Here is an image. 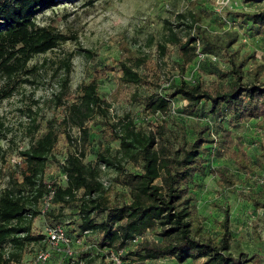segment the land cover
I'll list each match as a JSON object with an SVG mask.
<instances>
[{
	"label": "trees",
	"instance_id": "obj_1",
	"mask_svg": "<svg viewBox=\"0 0 264 264\" xmlns=\"http://www.w3.org/2000/svg\"><path fill=\"white\" fill-rule=\"evenodd\" d=\"M59 1L0 0L1 74L12 78L23 71L35 55L46 53L66 41L64 34L36 22L38 12L53 7ZM235 15L245 23L250 22L249 30L264 31V8ZM186 26L195 27L198 35L190 34L183 42L174 30L170 34V41L178 45L181 53L179 67L182 74L186 73L189 64L199 61V53H210L213 48L211 40L200 33V25ZM123 47L127 55L120 61V71L116 76L120 86L154 85V80H148L150 75L152 79L158 77L154 63L134 56L126 45ZM161 50L165 53L166 46L162 45ZM228 59L230 70L227 73L219 71L226 76L221 81L205 84L200 79L190 81L182 78L173 82L172 91L166 94L152 92L134 96V101L142 102L149 115L167 113L176 99L187 102L183 111L189 115L199 111L204 103V110L221 128L218 137L206 135L205 130L209 127H204L196 132L193 141L183 139L175 147L167 134L166 125L158 124L157 133L142 126L136 127L133 120L125 124L121 122V130H116L119 124L110 127L111 139L120 140V153L141 164L142 168L141 172L128 171L121 162L98 150L99 161L116 167L119 173L117 182L128 189L129 198H124L122 203L110 200V188L105 190L97 180L96 167L84 163L83 151L64 155L60 149L63 138L68 143L75 140L69 131L71 126L79 127L82 140L86 143L90 131L89 127H85L86 123L97 113L105 115L111 106V102L101 96L96 78L83 84L79 102L67 105L61 118L50 120L36 143L23 152L27 170L22 189L17 193L8 190L0 197V264H21L23 250L29 244H44L45 235L34 232L32 223L37 216L43 215L40 207L50 191L51 159L58 163L61 178L53 182L55 195L50 210L44 216L53 219V223H65V211L70 209L69 218L73 219L68 226L69 235L80 236L88 230L98 237L93 252L82 253L75 264H80L81 260L85 264H93L96 258L105 259L104 250L111 247L127 249L124 259L135 257L141 262L139 264L162 259H173L174 264H258V258H247L244 252L236 256L232 252L233 231L227 208L222 209L223 218L217 222L219 228L216 234L206 231L194 191L198 177L207 172L204 155L210 149L209 144L217 145L218 156L230 155L234 158L239 169L245 173L256 170L254 161L237 147L233 132L225 122L236 128L252 119H264V83L259 82L261 67H256L252 80L247 81V57L238 58L236 53L231 52ZM141 66L146 68L144 73L138 71ZM68 81L67 76L66 84ZM10 95L11 91L3 92L0 100ZM116 97L117 93L113 94V98ZM62 104L66 105L60 96L59 105ZM256 160L264 167V152L258 154ZM63 173L67 175L66 180L62 178ZM214 173L221 187L232 189L237 186L234 174L226 165L215 167ZM82 189L84 193L78 196ZM255 203L258 207L262 205L260 201ZM100 215L101 220L97 218ZM149 232L159 240H149L146 237ZM137 237L144 239L135 244L138 245L136 249H128ZM9 244L15 250L6 258ZM66 264L73 263L68 258Z\"/></svg>",
	"mask_w": 264,
	"mask_h": 264
},
{
	"label": "rangeland",
	"instance_id": "obj_2",
	"mask_svg": "<svg viewBox=\"0 0 264 264\" xmlns=\"http://www.w3.org/2000/svg\"><path fill=\"white\" fill-rule=\"evenodd\" d=\"M263 8L264 0H60L53 7L38 12V25L50 27L67 39L54 49L35 55L26 68L12 78L0 72V96L3 92H12L0 100V197L8 190L17 193L22 189L27 170L23 152L36 143L50 120L61 118L67 105L79 102L82 85L95 78L101 96L109 100L111 106L105 115L97 113L86 123L85 127L90 128L86 143L79 127L71 126L69 131L75 140L68 143L63 138L60 149L64 155L68 152L85 153L84 163L97 168V180L105 190L110 188L109 198L113 203L128 199V189L117 182L119 173L116 167L99 161L98 150L121 162L128 171L141 172L142 168L141 164L120 153V140L110 137L111 126L119 124L116 130H121V122L125 124L133 120L136 127L142 126L157 133L158 124L166 125L175 147L183 139L193 141L196 132L204 127H209L205 130L206 135L218 137L221 128L204 110V103L199 111L189 115L183 111L187 102L176 99L167 113L149 115L142 102L134 101V96L152 92L166 94L172 91L173 82L182 78L200 79L205 84L221 81L226 77L221 73L230 70L228 58L231 52L238 58L247 57V81L252 80L254 69L261 67L259 82L264 83V31L249 30L250 22L245 23L235 15ZM187 24L200 25V33L211 40L213 48L210 53H204L203 59L189 64L186 73L182 74L179 67L181 53L178 45L170 41V34L174 30L183 42L190 34L198 35L199 31ZM124 45L134 56L154 63L158 77L152 79L151 75L148 76V80H154V85L120 86L116 76L120 61L127 55ZM162 45L166 46L165 53L161 50ZM138 71L144 73L146 68L141 66ZM67 76L69 81L66 84ZM115 93L117 97L113 98ZM60 96L66 105H59ZM225 124L232 130L237 147L254 161L256 170L245 173L234 158L218 156L217 145L209 144L210 149L204 155L207 172L198 177L194 186L198 212L206 231L215 235L219 228L217 222L223 218L222 209L227 208L233 231L232 252L236 256L244 252L247 258H258V264H264V167L256 163L257 155L264 152V119H252L236 128L227 121ZM221 165H226L234 174L236 187L231 189L218 184L214 168ZM49 166L48 181L52 183L61 177L58 163L51 159ZM256 201L262 205L256 206ZM65 212L71 218L70 209ZM49 220L51 218L47 216H37L32 223L33 231L42 234ZM146 237L159 240L152 232ZM87 242L93 245L94 241ZM87 245L71 246L70 249L72 252L86 251ZM137 246L130 244L128 249L134 250ZM41 247L39 243L29 244L23 250L21 263L32 261ZM14 250L9 244L5 257ZM62 260V255L55 254L50 264H59ZM129 260L133 264L141 263L135 257H129ZM93 264L109 263L96 258ZM148 264H174V260H154Z\"/></svg>",
	"mask_w": 264,
	"mask_h": 264
},
{
	"label": "built area",
	"instance_id": "obj_3",
	"mask_svg": "<svg viewBox=\"0 0 264 264\" xmlns=\"http://www.w3.org/2000/svg\"><path fill=\"white\" fill-rule=\"evenodd\" d=\"M204 54L199 53L198 60L203 59ZM62 178L64 180L67 179V175L63 173ZM55 181V180H54ZM53 181V182H54ZM53 182H48V188L49 193H47L43 198V216L46 214L47 211L50 210L52 205V200L55 195V190L53 188ZM84 193V190L82 189L79 192L78 196H82ZM71 222V219L67 217L65 223H53V219L49 220L46 223V226L44 228L43 234L45 235V238L43 240V243L41 248L36 251L35 257L32 261L29 263H21V264H50L52 256L55 254L62 255L63 259L59 264H66V260L69 258V260L75 264L79 258V256L82 253H92L96 244H97V235L90 234V231H84L81 233L80 236H72L69 235L67 232L69 223ZM144 237H137L133 240V244H137L138 242L142 241ZM93 240V245L88 243L87 241ZM88 244V245H87ZM87 245L88 250H82L77 252H72L70 247L71 246H78V247H84ZM127 253V249H115L113 247L106 248L104 250L105 259L107 260L109 264H133L130 260H125L124 256ZM18 264V263H13ZM80 264H85L83 260L80 261Z\"/></svg>",
	"mask_w": 264,
	"mask_h": 264
}]
</instances>
